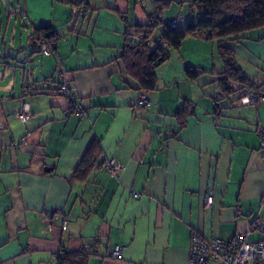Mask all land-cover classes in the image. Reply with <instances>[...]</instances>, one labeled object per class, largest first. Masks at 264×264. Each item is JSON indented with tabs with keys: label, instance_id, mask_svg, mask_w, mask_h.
<instances>
[{
	"label": "crops",
	"instance_id": "crops-1",
	"mask_svg": "<svg viewBox=\"0 0 264 264\" xmlns=\"http://www.w3.org/2000/svg\"><path fill=\"white\" fill-rule=\"evenodd\" d=\"M159 1L3 0L0 23L4 12L11 33H0V264H58L62 250L94 252L89 264H188L194 232L261 238L250 229L264 221V101L237 110L235 94L223 97L218 42L186 38L156 70L149 107L132 108L140 93L119 59L125 33L148 25ZM168 1L180 10L164 12L162 21L181 16L184 27L192 0ZM18 26L31 53L23 40L16 46ZM47 26L57 41L43 56L32 34ZM236 38L222 44L264 86V28ZM6 40L13 53L2 54ZM3 57H24L22 75L8 63L3 68ZM186 67L204 72L190 81ZM64 80L86 108L81 117L59 94ZM91 144L95 166L72 180ZM108 158L122 164L118 179L103 166ZM43 212L53 214L51 222ZM115 247L119 260L111 256Z\"/></svg>",
	"mask_w": 264,
	"mask_h": 264
},
{
	"label": "trees",
	"instance_id": "trees-1",
	"mask_svg": "<svg viewBox=\"0 0 264 264\" xmlns=\"http://www.w3.org/2000/svg\"><path fill=\"white\" fill-rule=\"evenodd\" d=\"M169 3L170 1L157 2L152 23L146 26H135V35H142L138 44H133L127 38L124 40L119 59L125 75L133 82L137 92L142 94L156 90V70L170 59V51L178 50L186 38L199 37L209 42H218V56L224 65V71L219 75L217 84L224 98H229L233 94L237 98L232 84L248 87L254 93L264 97V88H262L264 86H257L251 82L242 72L235 52L222 44L223 41L237 39L238 35L264 28V0H192L189 6L190 21L184 27H180L179 24L177 28L170 27L171 20L168 24L162 21V13ZM78 7L81 11V4ZM156 28L161 29V35L154 39L152 35ZM32 36L38 50L41 40H52L53 46L57 41L56 34L49 26L35 30ZM146 40H150L151 45H145ZM203 72L193 67L185 68V75L190 81L197 79ZM45 84L51 85L54 82L47 80ZM31 89V87L24 88L25 91H32ZM43 90L40 88L36 91ZM59 94H61L60 91ZM95 148L96 145L91 144L80 160L72 180L85 179L95 166L93 157ZM94 255V252L87 250L81 252L62 250L58 264H89L90 258Z\"/></svg>",
	"mask_w": 264,
	"mask_h": 264
},
{
	"label": "built area",
	"instance_id": "built-area-1",
	"mask_svg": "<svg viewBox=\"0 0 264 264\" xmlns=\"http://www.w3.org/2000/svg\"><path fill=\"white\" fill-rule=\"evenodd\" d=\"M80 12V8L73 7L72 13ZM181 22V18L172 19L169 22L170 27L177 28ZM152 23V21H151ZM142 35H135L134 29H128L126 38L133 44H138ZM52 40H41L39 52L43 56H49L52 52ZM145 45H151L150 40L144 41ZM162 46H164L162 44ZM235 93L237 94L236 109L240 110L243 107L255 106L264 101V97L254 93L248 87H242L239 84H232ZM60 93L73 103L75 114L79 117L86 113L85 106L76 103L72 88L68 83L62 81L59 87ZM24 94L28 92L24 90ZM150 104V93L139 94L133 102V109L137 111L145 110ZM18 118L25 121L28 118L26 105H21L17 113ZM260 137V147L264 148V130L258 131ZM106 172L111 178L118 179L119 173L122 170V164L113 158H108L103 165ZM137 197V196H135ZM212 203V194L206 196L205 204L210 206ZM53 214L51 212L41 213V218L44 222H51ZM250 231H258L261 239L256 242L248 240L249 233H236L228 241H223L217 238L205 239L197 233H192L189 244V259L188 264H264V221L257 218L253 221ZM62 255V251L57 252V259ZM111 256L119 260L121 258V248L115 247Z\"/></svg>",
	"mask_w": 264,
	"mask_h": 264
},
{
	"label": "rangeland",
	"instance_id": "rangeland-1",
	"mask_svg": "<svg viewBox=\"0 0 264 264\" xmlns=\"http://www.w3.org/2000/svg\"><path fill=\"white\" fill-rule=\"evenodd\" d=\"M162 1H168V0H162ZM2 3H3V0H0V7L2 5L3 6V9H4V4H2ZM9 3H10V0H5V4L7 6L10 5ZM165 9L166 10L164 12H166V11H173V10L174 11H179L180 10L179 7L175 9V4L174 3H169V5H167V7ZM0 11H1V9H0ZM163 13H162V15H163ZM184 15H185V13H184ZM178 18H181V16L178 17ZM1 21H2V23H0V29H1L0 30V33H1V35H4L6 32L11 33V30H6V14L4 12L2 13ZM10 24H14V19L10 21ZM19 26H20V24H19ZM19 26H18V29L15 31V35H16V46H19V42L21 40H23V42H22L23 48L29 49L30 50L29 53H31V48L29 46H26L27 43L24 41V39L26 38V35H25V33H22V29H20ZM6 42H7L6 45L4 46V48H2V54H5V53H13L15 50L11 51V44H9V41H7V40H6ZM24 57L21 58V59L20 58L19 59H16V60L14 58H12V61H6V60H4V57H3L1 59L2 67L4 68V65H3L4 63H8L10 65V67L12 66L13 69L14 68H17V70H18V76H21L22 75V72H23V69H24V66H23V59H24ZM34 61L36 62V60H34ZM233 97H234V94H233Z\"/></svg>",
	"mask_w": 264,
	"mask_h": 264
},
{
	"label": "bare ground",
	"instance_id": "bare-ground-1",
	"mask_svg": "<svg viewBox=\"0 0 264 264\" xmlns=\"http://www.w3.org/2000/svg\"><path fill=\"white\" fill-rule=\"evenodd\" d=\"M157 30V29H156ZM148 39V38H147Z\"/></svg>",
	"mask_w": 264,
	"mask_h": 264
}]
</instances>
